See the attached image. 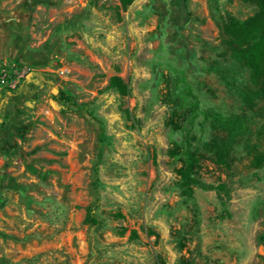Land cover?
<instances>
[{"label":"rangeland","instance_id":"374dc122","mask_svg":"<svg viewBox=\"0 0 264 264\" xmlns=\"http://www.w3.org/2000/svg\"><path fill=\"white\" fill-rule=\"evenodd\" d=\"M263 39L264 0H0V264H264Z\"/></svg>","mask_w":264,"mask_h":264},{"label":"trees","instance_id":"16d2710c","mask_svg":"<svg viewBox=\"0 0 264 264\" xmlns=\"http://www.w3.org/2000/svg\"><path fill=\"white\" fill-rule=\"evenodd\" d=\"M264 40V39H263ZM264 43L263 41H255L250 47H248V56L249 59L251 60V66L255 69L256 73H261L263 71V67L259 61H261L262 55H264ZM111 82L115 84L120 92L122 94H127V85L124 84L122 79L120 77H113L111 79ZM264 87V86H263ZM188 93L190 94L191 91L188 89L185 92V95L183 96V104H186L192 111V120L191 124L194 122V119L197 117V108H198V101L192 100L189 101V96ZM215 119L223 120V124L227 126L230 129H234L235 123L231 118H222L221 115H214ZM191 129L188 130L187 132V138L185 140V144L183 148L178 152L177 155L182 157L183 159V166L179 169V173L182 176L183 182H182V187L184 188V192L190 195L192 193V188L195 184H199L198 179L195 177L196 169H197V157H196V152L194 149H192V143H191ZM205 186V185H203ZM259 240L264 243V232L260 234Z\"/></svg>","mask_w":264,"mask_h":264}]
</instances>
